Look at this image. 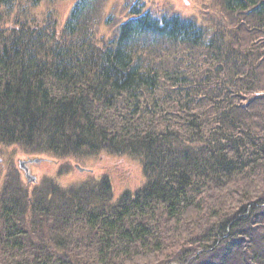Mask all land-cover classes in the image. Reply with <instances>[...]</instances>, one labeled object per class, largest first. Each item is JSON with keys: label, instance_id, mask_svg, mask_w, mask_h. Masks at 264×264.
<instances>
[{"label": "trees", "instance_id": "1", "mask_svg": "<svg viewBox=\"0 0 264 264\" xmlns=\"http://www.w3.org/2000/svg\"><path fill=\"white\" fill-rule=\"evenodd\" d=\"M60 1L0 0V147L127 157L145 183L30 189L0 165V264H264V0L200 23L137 3L108 39L104 0L61 26Z\"/></svg>", "mask_w": 264, "mask_h": 264}, {"label": "rangeland", "instance_id": "2", "mask_svg": "<svg viewBox=\"0 0 264 264\" xmlns=\"http://www.w3.org/2000/svg\"><path fill=\"white\" fill-rule=\"evenodd\" d=\"M73 1L68 0L54 5L60 15V26L66 19ZM135 1L108 0L101 12L98 36H103L104 39L112 37L116 29L115 26L128 16V9ZM184 1H186V5ZM141 2L144 10L149 9L155 14L164 12L178 13L183 17L198 19L200 22L205 20L206 17L210 18V16L217 19L223 18L217 4L211 0H141ZM47 8L48 5H43L37 10L44 12ZM108 18L112 19L111 23L106 22ZM208 22L210 23L211 21L208 20ZM25 157L14 147H0V164L3 165V172L11 175L10 171L13 169V172L18 176L24 187L26 183L22 173L18 171L17 160L24 159ZM41 157L50 158L51 162L41 167H33L36 182L32 184L33 186H28L30 189L40 186L42 181L47 178L57 180L63 187L68 186L71 188L74 184H80L81 182L105 176L110 179L114 197L117 198L123 192L134 191L145 183V176L141 166L136 161L127 157L100 155L94 158H72L61 161H57L50 156ZM75 164L81 165L84 169L92 170V172H78L74 169ZM249 182L246 183L248 187L244 186L249 191L256 192L261 187V183L250 182L249 184Z\"/></svg>", "mask_w": 264, "mask_h": 264}, {"label": "water", "instance_id": "3", "mask_svg": "<svg viewBox=\"0 0 264 264\" xmlns=\"http://www.w3.org/2000/svg\"><path fill=\"white\" fill-rule=\"evenodd\" d=\"M40 160H31V161H28V162H24V161H21L19 162V167L23 170V172L25 173V178L27 179V182L30 183V182H33L35 181L34 178L30 177L29 174H28V171L23 168L25 166V164H32V163H39ZM78 170H81L79 169L78 167H76Z\"/></svg>", "mask_w": 264, "mask_h": 264}, {"label": "bare ground", "instance_id": "4", "mask_svg": "<svg viewBox=\"0 0 264 264\" xmlns=\"http://www.w3.org/2000/svg\"><path fill=\"white\" fill-rule=\"evenodd\" d=\"M86 234L82 233V232H78L77 235H75V237H79V236H85Z\"/></svg>", "mask_w": 264, "mask_h": 264}]
</instances>
